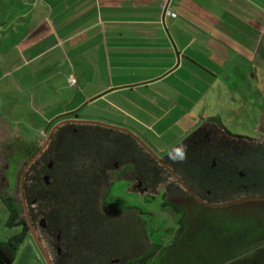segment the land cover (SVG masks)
Returning <instances> with one entry per match:
<instances>
[{"label": "crops", "instance_id": "0c3cea01", "mask_svg": "<svg viewBox=\"0 0 264 264\" xmlns=\"http://www.w3.org/2000/svg\"><path fill=\"white\" fill-rule=\"evenodd\" d=\"M10 2L20 10L16 20L0 19V56L12 82L29 81L30 127L42 138L55 121L71 119L126 127L129 121L135 126L147 121L162 136L178 125L173 112L181 110L164 92L181 87L178 102L190 103L186 92L200 83L196 57L200 65L206 60L220 70L244 53L264 59V0ZM167 10L176 17L165 15ZM68 76L76 85H69ZM207 77L211 74L204 71ZM162 101H169L170 110ZM37 108L40 113L34 112ZM7 123L0 120L11 132ZM31 243L25 245L26 258L38 264Z\"/></svg>", "mask_w": 264, "mask_h": 264}, {"label": "trees", "instance_id": "16d2710c", "mask_svg": "<svg viewBox=\"0 0 264 264\" xmlns=\"http://www.w3.org/2000/svg\"><path fill=\"white\" fill-rule=\"evenodd\" d=\"M211 124L228 132L218 119H212ZM192 140L184 144L190 145ZM180 147L173 152H182ZM30 155L16 164H25ZM128 159L133 165L134 161L145 163L131 166L135 169L150 165L130 135L97 123H79L57 133L45 154L34 161L26 174L24 193L35 201L31 215L45 219L46 228L40 235L55 252L51 256L53 264H102L118 256L120 264H264V210L242 207L233 212L229 208L197 210L192 225L180 215L177 221L181 234L164 249L165 254L153 243L136 257L120 256L122 226L112 216L114 208H119L108 195L115 177H122L130 167L114 172L113 166ZM49 161L52 166L47 169ZM44 175L48 176L47 184L42 183ZM11 195L0 197L7 207V225L21 227L22 231L0 242V264H13L28 237L27 220L20 218V207ZM162 197L163 206H171L174 213L185 212L167 201L165 193ZM106 208L111 214L105 212Z\"/></svg>", "mask_w": 264, "mask_h": 264}, {"label": "rangeland", "instance_id": "374dc122", "mask_svg": "<svg viewBox=\"0 0 264 264\" xmlns=\"http://www.w3.org/2000/svg\"><path fill=\"white\" fill-rule=\"evenodd\" d=\"M10 8L15 10V12H11L9 10ZM19 10L20 9L15 4L12 5L10 0H3V2L0 0V19L11 20L14 18L16 20ZM21 23L25 24V22ZM198 29L205 31L208 28H197L196 30ZM8 35H10V33ZM9 38L11 39V35ZM195 48L196 52L201 51L199 50V45L197 43ZM196 65L197 68L195 73L200 74H197L196 78L198 79L200 76L198 79L200 83L196 84L193 89L189 86L188 91L184 89L187 91L186 95L189 98V104L187 101L183 103L178 102L176 95L181 87L172 89L169 92H164L172 94V96H170L171 99H173L175 104L179 103L181 109L179 113L176 111L173 112V114H178L180 121L178 125L176 124L173 131L160 136L162 130H158L159 127H148L151 123L147 121H144L145 124L141 126H135L131 123L132 121H129L126 122L128 127L110 122H105V124L131 130L161 159L179 145L188 142L194 136L198 135V132L205 124L214 125L211 124L212 119H219L226 126V130L231 135L253 139L258 138L259 136L257 131H255V127H257V121L259 120L260 115H264V59L255 57L250 59L247 57V54L244 53L241 60H227L226 64L223 66V70H220L206 60L204 66L200 65L196 57ZM201 69L203 71H200ZM134 71L137 72V70ZM204 71L209 72L211 78H203ZM158 73L159 71L157 70L155 74ZM10 76V68L6 65L4 57L0 56V120H7L9 122L7 125L11 129V132H9L3 125H0V197L12 194L11 196L14 197L17 205L20 207V218L30 220L31 210L34 207L31 205V202L27 201L24 193V182L29 169L24 174L23 185L21 186L19 180L15 181L12 192L11 189H9L8 192L7 189L5 190L6 183L3 182L2 175L3 170L10 159L11 163H9V169L12 168V164L15 160H18L23 156L25 157L27 151L31 152L34 150L33 152H35V150L41 146L42 137L39 136V133H35L30 127V122L33 123L34 118L28 108L29 103H32V100L30 99L28 102V94L25 90L30 84L29 81L25 79L17 84L16 81V83L12 82ZM162 102H164V109L170 110L168 108L169 104H167L169 101ZM34 112L40 113L39 108ZM171 112L165 116V118L170 116ZM16 122L21 123L18 124ZM193 125L196 126H194L191 132L181 131L185 127H192ZM179 132H182L180 134L181 136L175 141V137L179 135ZM35 136L38 138L35 139ZM30 156L27 158L25 164H20L19 176L21 170L25 168L26 163L30 161ZM35 159L37 158H34L33 160ZM121 163L113 166L114 172L119 171L123 167ZM141 163L143 165L145 164L143 161H137V163L134 161V165L136 164L137 166H140ZM48 164L51 166V161H49ZM134 165L132 164V166ZM134 172L138 173V171ZM158 172L163 174V176L161 177L160 175V177L162 179L166 178L167 181L165 182L170 184V188L168 189V186L163 187L156 184V192H147L146 197L144 196L146 193L141 186H134L138 181L134 182L132 179L130 180L129 175L120 178L115 177L111 184L108 200H110V202L113 201L115 207L119 208H114L112 216H115L114 218H117L115 220L122 226H119L121 236L120 242L122 244L119 245L122 249V254L120 256L136 257L147 249H150L151 244L153 243L158 244L160 246V251L162 250V254H165L164 249L172 244L175 232L180 230V225L177 221L180 215L184 216L185 223L192 225L197 216V210L199 211L201 209L199 206L195 205V203L188 197L187 193L182 191L178 184L176 185V183L171 182V177L162 173L159 169ZM43 177L46 178H42V183L47 184L49 182L48 176L44 175ZM156 178L159 179L158 177ZM12 182L13 181L11 180L10 183ZM164 188L165 191L168 189L167 192L169 195H176V198H174L175 203L172 204L181 211H185V213H174L171 210V206H163L164 200L162 197V191ZM158 189V194H155ZM166 200L173 202V198L170 197L166 198ZM246 205L250 207L255 205L264 206V202L257 204L248 203ZM122 207H133L137 211H131L130 209L127 210ZM233 211L235 210L232 209V212ZM105 212L111 214L109 208H106ZM38 218L40 219L39 222L45 223L44 218L40 216H38ZM7 220V207L0 198V242H5L10 237L18 235L22 231L21 227L8 226ZM35 228L37 233L39 231L38 234L42 240V235H40V230H38L39 227L36 225ZM30 238V235L25 238L23 245L19 248L20 252L16 261L13 264H34L26 258L29 257V255L25 249V245L29 241L32 242ZM42 242L50 256L55 254L47 243L43 240ZM31 244L37 253L38 264H46L39 249L36 248L33 243ZM155 260V263H157L158 259ZM121 261V257L118 256L116 260L111 258V260H108V263L103 262L102 264H120L122 263Z\"/></svg>", "mask_w": 264, "mask_h": 264}, {"label": "flooded vegetation", "instance_id": "af4514ba", "mask_svg": "<svg viewBox=\"0 0 264 264\" xmlns=\"http://www.w3.org/2000/svg\"><path fill=\"white\" fill-rule=\"evenodd\" d=\"M59 122L60 120L55 121L54 125L48 128L44 138H42L41 146H39L35 152H33V150L25 153V155L31 153L30 160L34 158L36 153L37 159L41 155H44L49 141L56 136L57 133L71 128L73 125L81 123L65 122L58 124ZM257 122L255 131H257L259 137L256 139L231 135L217 125L205 124L198 132V135L192 138V142L188 143L190 145H185L184 143L179 145L182 146L180 147L182 152L180 150H175L174 152L171 151L162 159L160 158V160L153 157L136 140L133 139V141L137 143V149L143 153L146 158L145 161L149 162L150 165L146 163V166L143 168L135 169L134 167H131L133 163H131V160L128 159V161H124L122 164L123 167L130 165V167L126 169L123 176L125 177V175H129L130 180L132 179L134 182L138 181V183L134 186H141L146 194L147 192L153 193L155 191L156 184L163 187L168 186V189L170 188V184L165 182L167 181L166 178H161L163 174L158 172L159 169L162 173L171 177V182L176 183V185L178 184L182 191L187 193L188 197L201 209L229 208L230 212H232V209L236 210L242 207L264 210V206L255 205L250 207L246 205L248 203L257 204L264 202L263 114L260 115ZM49 134V140L47 141L45 147L40 151L43 146V141L47 139ZM18 160H21V158ZM18 160H15L12 164V168L9 169L8 166L9 163H11L10 159L7 166L3 170L2 180L6 183L5 190L7 189V192L9 189H11V192L13 191V184L17 180L21 182V186L23 185L24 174L29 168H31L35 161L32 160L31 162L26 163L25 168L21 170V174L19 176L20 165H18V163L16 164V161ZM49 164H47V169H50L52 166ZM134 171H138V173H135ZM152 173H154L153 176ZM11 180L13 181L12 183H10ZM167 190L165 191L164 188L162 193L166 194V198H173V202L170 201V203H175L174 198H176V195H169ZM158 192L159 189L155 194H158ZM27 201L31 202L33 207L35 206L34 200L32 201L27 199ZM39 220L38 216H34L33 214L30 215V220L27 219V221H29V223L27 222V236L30 235V226L36 233V225L39 227L38 230H40V233L41 230L46 228L45 223H41ZM181 231L182 228H180L178 232H175V237L172 241H174L175 238L181 234ZM38 233L37 235L39 237ZM31 241L33 245L38 248L32 236ZM47 244L53 251L51 245L49 243ZM50 258L53 264V258L51 256Z\"/></svg>", "mask_w": 264, "mask_h": 264}, {"label": "water", "instance_id": "95a60500", "mask_svg": "<svg viewBox=\"0 0 264 264\" xmlns=\"http://www.w3.org/2000/svg\"><path fill=\"white\" fill-rule=\"evenodd\" d=\"M75 120H63V121H60L58 124H62V123H65V122H73ZM92 123H97V122H92ZM105 125L106 127H111L112 129H115V130H118V131H121V132H124L128 135H130L134 140H136L147 152H149L153 157H155L156 159L160 160V158L158 157V155L144 142L142 141V139L140 137H138L134 132H132L131 130H128L126 128H121V127H117V126H111V125H108V124H103ZM55 127V126H54ZM53 129V128H52ZM49 136L50 134L48 135L47 139L44 141L43 143V146L41 147L40 151L45 147L47 141L49 140ZM37 156V153L35 154L34 158H36ZM33 158V159H34ZM33 159H31L29 162H31ZM29 223V221H27ZM30 235L32 236L36 246L39 248L41 254L43 255L44 257V260L46 262V264H52V261H51V258L47 252V250L45 249L44 247V244L43 242L40 240V238L38 237L37 233L34 231V229L30 226Z\"/></svg>", "mask_w": 264, "mask_h": 264}, {"label": "built area", "instance_id": "2783aa9c", "mask_svg": "<svg viewBox=\"0 0 264 264\" xmlns=\"http://www.w3.org/2000/svg\"><path fill=\"white\" fill-rule=\"evenodd\" d=\"M165 15H168V16H171V17H175V14L169 12L168 10L165 12ZM67 81H68L70 86L76 85V80H75V78L73 76H68Z\"/></svg>", "mask_w": 264, "mask_h": 264}, {"label": "clouds", "instance_id": "9594fccd", "mask_svg": "<svg viewBox=\"0 0 264 264\" xmlns=\"http://www.w3.org/2000/svg\"><path fill=\"white\" fill-rule=\"evenodd\" d=\"M43 143H44V141H43Z\"/></svg>", "mask_w": 264, "mask_h": 264}]
</instances>
